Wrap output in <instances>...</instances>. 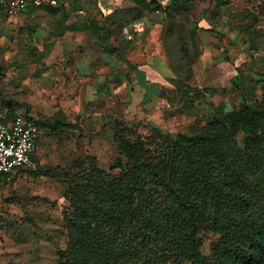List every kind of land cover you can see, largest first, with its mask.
Wrapping results in <instances>:
<instances>
[{"label":"rangeland","instance_id":"rangeland-1","mask_svg":"<svg viewBox=\"0 0 264 264\" xmlns=\"http://www.w3.org/2000/svg\"><path fill=\"white\" fill-rule=\"evenodd\" d=\"M32 1L16 19L0 15V108L7 114L12 106L15 113L41 120L58 117L70 125L53 131L42 124L40 166L10 177L0 175V264H60L59 252L67 247L63 211L69 186L85 182L92 165L110 169L121 158V130L138 137L155 123L164 130L195 133L246 102L264 109V62L258 53L263 50H252L251 55H258L251 60L249 36L234 33L236 41L228 43V35L221 39L200 32L193 46L181 11L170 17L168 28L149 22L145 33L144 25L137 26L136 48L127 52V61L138 67L110 56L107 63L99 60L101 68L3 71L14 58L44 56L41 40L31 36L37 30L33 23L40 26L50 16L41 10L29 13ZM218 2L189 0L190 18L208 17ZM81 4L94 14L100 8L109 15L133 2ZM218 6L224 17L239 10L249 11L251 18L264 15L263 0H226ZM246 28L252 37L263 30L253 20ZM206 44L218 50L214 64H208ZM224 61L228 63L220 64ZM204 251L210 252L209 240Z\"/></svg>","mask_w":264,"mask_h":264},{"label":"trees","instance_id":"trees-1","mask_svg":"<svg viewBox=\"0 0 264 264\" xmlns=\"http://www.w3.org/2000/svg\"><path fill=\"white\" fill-rule=\"evenodd\" d=\"M132 2L109 15L100 11L82 27L96 36L99 60L107 63L112 56L138 67L127 61V52L136 48L137 26L168 28L177 11L186 15L193 46L199 31H207L221 39L228 35V43L236 41L231 33L249 36L251 60L257 57L252 50L264 51V15L251 18L239 10L224 17L218 5L226 0L196 20L190 18L189 0ZM63 7L65 0H33L28 10L59 19ZM251 20L263 27L254 37L247 34ZM0 112L5 121L18 114L12 106ZM22 115L53 131L70 125L58 117ZM149 126L138 137L121 130V158L110 169L92 165L85 182L69 186L63 211L67 247L59 252L60 264H264V109L246 102L195 133Z\"/></svg>","mask_w":264,"mask_h":264},{"label":"crops","instance_id":"crops-1","mask_svg":"<svg viewBox=\"0 0 264 264\" xmlns=\"http://www.w3.org/2000/svg\"><path fill=\"white\" fill-rule=\"evenodd\" d=\"M66 1L68 0H65L61 18L57 19L53 15H49L50 17H48L46 23H42L40 26L36 22L33 23L37 30L33 31L31 37L33 40H41L43 46L40 47V50L41 54L43 53L44 55L42 56L43 58H14L12 63L7 64L3 68V71L101 68L97 38L95 35L90 34L87 29H82L86 23H89L87 22L89 19L95 16L97 18L100 17V8L98 10L99 13L94 14L93 10H88L81 4L82 0H75L71 5ZM52 3L56 5L55 1H52ZM0 15L9 17L3 13H0ZM58 25L61 26L60 31L56 29ZM200 32L203 34L207 31H199V35L201 34ZM216 51L218 50L213 45L206 44L204 52L209 60L208 64H214L213 53ZM258 53L260 56L264 54L263 51ZM260 60L264 62L261 58ZM227 63L228 61H224L220 64ZM125 66H127V63Z\"/></svg>","mask_w":264,"mask_h":264},{"label":"built area","instance_id":"built-area-1","mask_svg":"<svg viewBox=\"0 0 264 264\" xmlns=\"http://www.w3.org/2000/svg\"><path fill=\"white\" fill-rule=\"evenodd\" d=\"M28 0H0V13L18 18ZM43 126L29 115L17 114L5 121L0 112V175L10 177L26 169L38 167V149Z\"/></svg>","mask_w":264,"mask_h":264}]
</instances>
